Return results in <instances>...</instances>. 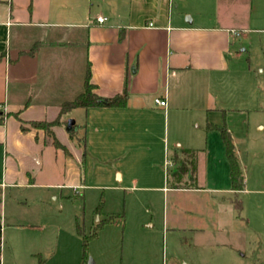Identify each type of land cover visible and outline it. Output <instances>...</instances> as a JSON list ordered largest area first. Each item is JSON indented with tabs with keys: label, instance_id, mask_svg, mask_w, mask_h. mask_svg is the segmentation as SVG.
Returning <instances> with one entry per match:
<instances>
[{
	"label": "crops",
	"instance_id": "0c3cea01",
	"mask_svg": "<svg viewBox=\"0 0 264 264\" xmlns=\"http://www.w3.org/2000/svg\"><path fill=\"white\" fill-rule=\"evenodd\" d=\"M174 2L98 0L93 9L92 0H0L1 264H44L36 213L20 207L42 191L80 187L88 158L112 165L124 159L115 168L120 180L128 176L137 183L131 170L125 172L136 141H158L165 159L174 157L173 164L184 159L179 154L185 151L209 157L217 140L226 156L220 132L207 127L225 126L234 142L236 133L225 121L228 114L244 110L257 97L235 81L233 46L243 45L250 31L264 33V0ZM98 17L106 22L98 23ZM89 66L95 94L105 100L126 91L127 105L61 115L62 105L83 93ZM156 98L167 106H158ZM200 110L206 120L201 131L200 125L195 128ZM57 119L52 131L67 151L55 148L43 129L31 125ZM69 121L74 122L70 130ZM170 134L175 141L168 155ZM83 139L85 148L77 142ZM229 168V185L208 190L232 195L235 209L234 198L251 190L244 176V189L234 191ZM184 172L187 183L168 186L166 174L161 182L160 173L152 172L145 181L159 182L167 198L207 190L192 186V170ZM78 260L87 264L83 243ZM96 264L117 263L99 258ZM123 264L156 263L144 254Z\"/></svg>",
	"mask_w": 264,
	"mask_h": 264
},
{
	"label": "rangeland",
	"instance_id": "374dc122",
	"mask_svg": "<svg viewBox=\"0 0 264 264\" xmlns=\"http://www.w3.org/2000/svg\"><path fill=\"white\" fill-rule=\"evenodd\" d=\"M97 2L92 0L93 9ZM245 35L243 45L233 46L232 66L238 76L236 83L257 97L241 108L244 110L231 111L225 120L236 133L235 153L248 182L246 188L251 190L240 195L242 210L235 211L232 195L208 190L229 185L230 181L220 140L212 141L209 157L198 151L180 152L184 159L178 164H173L171 155L165 159L158 141H136L129 155L131 166L128 163L125 172L131 170L139 182L129 181L128 176L120 180L115 168L124 159L112 165L88 158L83 162L80 187L42 191L20 207L36 213L35 232L44 249L40 256L44 264H77L82 252L77 221L90 236L94 225L116 214H124V219L119 217L98 231L88 250L87 264L90 260L96 264L99 258L123 264L144 254L156 264H264V128L260 129L264 127V33L250 31ZM242 48L247 52H240ZM209 116L215 119L213 114ZM205 121L200 110L195 128L200 125L199 130H203ZM174 141L169 140L168 155ZM206 141L202 140V145ZM77 142L81 145V140ZM185 170L193 171L196 182L192 186L207 190L199 194L170 193L167 198L158 188L159 182L145 181L152 172L160 173L161 182L166 174L168 186L187 183Z\"/></svg>",
	"mask_w": 264,
	"mask_h": 264
},
{
	"label": "trees",
	"instance_id": "16d2710c",
	"mask_svg": "<svg viewBox=\"0 0 264 264\" xmlns=\"http://www.w3.org/2000/svg\"><path fill=\"white\" fill-rule=\"evenodd\" d=\"M95 86L91 84L90 82V66L88 67L86 78H85V89L83 93L78 95L75 99H73L70 102H66L62 105L61 108V115L69 112L73 109L78 108H91V107H98V106H106L111 108H123L127 105V93L126 91L121 94L117 95L113 98L102 100L99 96H97L94 92ZM99 101H103L102 103H99ZM3 120L0 119V123H2ZM60 120L57 119L54 122H32L31 125L34 128L43 129L48 136L49 141L51 144L57 148L62 149L64 151H67L63 145L55 138L54 133L52 131V128L59 124ZM208 130H218L221 134L222 141L225 145L226 149V156L229 161V164L231 166V181H232V187L233 190L236 192L242 191L244 189V179L241 174V170L239 167L238 159L235 153V146L233 142V138L231 136V133L227 130V128L224 126L222 128H218L214 125L209 124ZM22 130H26L24 126H22ZM83 143V146L85 144V140H81ZM85 148V146L83 147ZM234 207L237 212H240L242 210V201L238 199L237 197L234 198ZM1 198H0V264H1V246H2V215H1ZM124 219V214H116L109 217V219L102 220L95 228L92 230V234L90 236H87L84 232V229L78 225L77 231L79 236L82 239L83 243V261L86 263L88 260V250H89V243L91 240L95 239L98 236V231L102 229L106 224H111L115 222L117 218Z\"/></svg>",
	"mask_w": 264,
	"mask_h": 264
},
{
	"label": "built area",
	"instance_id": "2783aa9c",
	"mask_svg": "<svg viewBox=\"0 0 264 264\" xmlns=\"http://www.w3.org/2000/svg\"><path fill=\"white\" fill-rule=\"evenodd\" d=\"M97 22H98V23H104V22H106V18H104V17H98V18H97ZM234 33H235L236 35H239L238 32H235V31H234ZM155 103H156L158 106H161V107H166V106H167V102H166V100H162V99H160V98H156V99H155Z\"/></svg>",
	"mask_w": 264,
	"mask_h": 264
},
{
	"label": "water",
	"instance_id": "95a60500",
	"mask_svg": "<svg viewBox=\"0 0 264 264\" xmlns=\"http://www.w3.org/2000/svg\"><path fill=\"white\" fill-rule=\"evenodd\" d=\"M102 102H103V101H99V103H102ZM73 124H74L73 121H69V122H68V126H67L68 130L72 129ZM89 264H94V262H92V261L90 260Z\"/></svg>",
	"mask_w": 264,
	"mask_h": 264
}]
</instances>
